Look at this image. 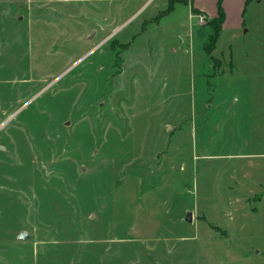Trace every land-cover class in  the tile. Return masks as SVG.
Returning a JSON list of instances; mask_svg holds the SVG:
<instances>
[{"label": "rangeland", "instance_id": "374dc122", "mask_svg": "<svg viewBox=\"0 0 264 264\" xmlns=\"http://www.w3.org/2000/svg\"><path fill=\"white\" fill-rule=\"evenodd\" d=\"M187 1L0 0V264H264V2Z\"/></svg>", "mask_w": 264, "mask_h": 264}, {"label": "crops", "instance_id": "0c3cea01", "mask_svg": "<svg viewBox=\"0 0 264 264\" xmlns=\"http://www.w3.org/2000/svg\"><path fill=\"white\" fill-rule=\"evenodd\" d=\"M251 1L252 0H217L216 4L218 7L215 10H213L211 8L208 9L205 7H198V6L197 7L193 6V8L196 9V12L199 11L200 13H203V15H206L209 20L210 19L213 20L219 16V5L221 4V12L220 13L223 14V16H224L222 28L224 26L225 27H227V26L236 27V25L241 27L244 24V22L242 24V18H243L242 17V15H243L242 10L245 9L246 5H250ZM262 1L264 2V0H257L256 3L258 4V3H261ZM188 3H189V1H188ZM173 9H174V7H173ZM192 16H194V15H192ZM229 23H231L232 25H228ZM261 188L264 189V186H262ZM251 195L252 196H250L249 198L250 199L253 198L255 201L264 199V193H262L260 191H256V193H253Z\"/></svg>", "mask_w": 264, "mask_h": 264}, {"label": "trees", "instance_id": "16d2710c", "mask_svg": "<svg viewBox=\"0 0 264 264\" xmlns=\"http://www.w3.org/2000/svg\"><path fill=\"white\" fill-rule=\"evenodd\" d=\"M176 2H184V3H188L187 0H171V4L170 7L173 8L174 4ZM169 8V9H171ZM221 12V4L219 5V14ZM216 19V18H215ZM213 19V21H211L210 25L212 27L213 32L209 35V41L207 42V51L208 53L211 52V50L216 48V42L219 38L220 32H221V28H222V24L224 21V16L222 14H220V18L218 19Z\"/></svg>", "mask_w": 264, "mask_h": 264}, {"label": "water", "instance_id": "95a60500", "mask_svg": "<svg viewBox=\"0 0 264 264\" xmlns=\"http://www.w3.org/2000/svg\"><path fill=\"white\" fill-rule=\"evenodd\" d=\"M0 149H3L4 150L5 148L3 146H1ZM185 219L188 222H192L193 221V215H192V213L191 212H188L187 213V217ZM19 235H20L19 236L20 239H25L28 236L27 235V232H21Z\"/></svg>", "mask_w": 264, "mask_h": 264}, {"label": "built area", "instance_id": "2783aa9c", "mask_svg": "<svg viewBox=\"0 0 264 264\" xmlns=\"http://www.w3.org/2000/svg\"><path fill=\"white\" fill-rule=\"evenodd\" d=\"M201 17H202V19H204L206 17V15L205 16H201Z\"/></svg>", "mask_w": 264, "mask_h": 264}]
</instances>
